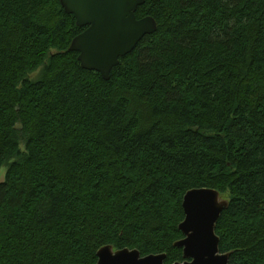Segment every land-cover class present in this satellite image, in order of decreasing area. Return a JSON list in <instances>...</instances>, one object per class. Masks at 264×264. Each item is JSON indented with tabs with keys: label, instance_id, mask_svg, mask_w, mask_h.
Wrapping results in <instances>:
<instances>
[{
	"label": "trees",
	"instance_id": "trees-1",
	"mask_svg": "<svg viewBox=\"0 0 264 264\" xmlns=\"http://www.w3.org/2000/svg\"><path fill=\"white\" fill-rule=\"evenodd\" d=\"M147 16L157 31L104 81L68 50L84 28L59 0H0V264H96L104 246L181 263L201 188L228 200V264H264V0Z\"/></svg>",
	"mask_w": 264,
	"mask_h": 264
},
{
	"label": "water",
	"instance_id": "water-1",
	"mask_svg": "<svg viewBox=\"0 0 264 264\" xmlns=\"http://www.w3.org/2000/svg\"><path fill=\"white\" fill-rule=\"evenodd\" d=\"M65 14L72 15L84 31L71 41L69 51L77 53L83 70L100 74L104 81L137 44L157 31L152 17L136 19L144 0H59ZM228 200L214 189H192L182 200L184 219L178 226L183 239L174 247L182 250L183 262L174 264H228L230 254L219 251L216 223L227 209ZM96 264H165L166 255L142 257L137 250H98Z\"/></svg>",
	"mask_w": 264,
	"mask_h": 264
},
{
	"label": "rangeland",
	"instance_id": "rangeland-1",
	"mask_svg": "<svg viewBox=\"0 0 264 264\" xmlns=\"http://www.w3.org/2000/svg\"><path fill=\"white\" fill-rule=\"evenodd\" d=\"M40 70V69H39ZM39 70L38 71H36L35 73H33V74H31L30 76H29V80H35L36 79V77L38 76V72H39ZM5 173H6V168L5 167H3L1 170H0V183H2L3 181H4V179H5ZM226 198V197H225ZM224 198V199H225Z\"/></svg>",
	"mask_w": 264,
	"mask_h": 264
}]
</instances>
